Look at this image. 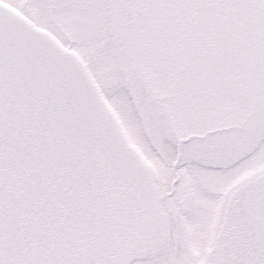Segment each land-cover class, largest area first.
<instances>
[{"label": "snow or ice", "instance_id": "obj_1", "mask_svg": "<svg viewBox=\"0 0 264 264\" xmlns=\"http://www.w3.org/2000/svg\"><path fill=\"white\" fill-rule=\"evenodd\" d=\"M0 264H264V0H0Z\"/></svg>", "mask_w": 264, "mask_h": 264}]
</instances>
